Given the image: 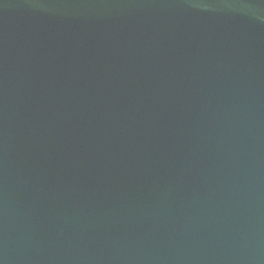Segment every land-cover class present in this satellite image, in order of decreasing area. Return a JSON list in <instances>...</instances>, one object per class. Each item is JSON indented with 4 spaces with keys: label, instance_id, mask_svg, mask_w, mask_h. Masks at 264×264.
I'll return each mask as SVG.
<instances>
[{
    "label": "water",
    "instance_id": "95a60500",
    "mask_svg": "<svg viewBox=\"0 0 264 264\" xmlns=\"http://www.w3.org/2000/svg\"><path fill=\"white\" fill-rule=\"evenodd\" d=\"M0 264H264V0H0Z\"/></svg>",
    "mask_w": 264,
    "mask_h": 264
}]
</instances>
